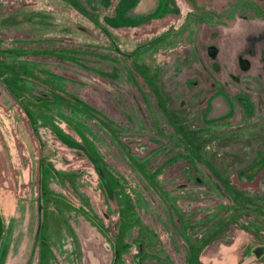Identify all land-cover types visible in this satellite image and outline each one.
<instances>
[{"label": "rangeland", "instance_id": "obj_1", "mask_svg": "<svg viewBox=\"0 0 264 264\" xmlns=\"http://www.w3.org/2000/svg\"><path fill=\"white\" fill-rule=\"evenodd\" d=\"M73 1L0 0V264H264V0Z\"/></svg>", "mask_w": 264, "mask_h": 264}, {"label": "flooded vegetation", "instance_id": "obj_2", "mask_svg": "<svg viewBox=\"0 0 264 264\" xmlns=\"http://www.w3.org/2000/svg\"><path fill=\"white\" fill-rule=\"evenodd\" d=\"M67 1L74 7L78 14H81L88 21H91V17L86 11L80 9L73 0H64ZM88 3L94 2H105V3H118L120 4L115 12L116 19L123 25H127L128 28H132L150 21L159 20L165 15H174L171 10V5H175L176 0H84ZM116 49H118L116 47ZM120 52V50H119Z\"/></svg>", "mask_w": 264, "mask_h": 264}, {"label": "water", "instance_id": "obj_3", "mask_svg": "<svg viewBox=\"0 0 264 264\" xmlns=\"http://www.w3.org/2000/svg\"><path fill=\"white\" fill-rule=\"evenodd\" d=\"M232 114L231 105L227 99L222 94H217L210 101V109H209V120H217L220 118L228 117Z\"/></svg>", "mask_w": 264, "mask_h": 264}, {"label": "trees", "instance_id": "obj_4", "mask_svg": "<svg viewBox=\"0 0 264 264\" xmlns=\"http://www.w3.org/2000/svg\"><path fill=\"white\" fill-rule=\"evenodd\" d=\"M1 220V219H0ZM1 236H2V227H1V229H0V238H1Z\"/></svg>", "mask_w": 264, "mask_h": 264}]
</instances>
